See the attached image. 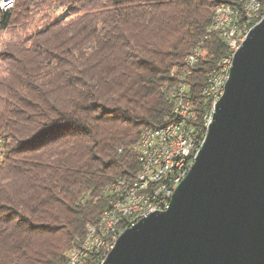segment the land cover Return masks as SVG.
<instances>
[{"label":"trees","instance_id":"1","mask_svg":"<svg viewBox=\"0 0 264 264\" xmlns=\"http://www.w3.org/2000/svg\"><path fill=\"white\" fill-rule=\"evenodd\" d=\"M245 2L15 0L0 12L12 35L0 51V264L66 263L110 207L108 188L140 172L144 131L176 119L167 93L192 47L204 51L185 73L203 125L208 73L229 52L208 32L214 13L237 6L242 23Z\"/></svg>","mask_w":264,"mask_h":264},{"label":"water","instance_id":"2","mask_svg":"<svg viewBox=\"0 0 264 264\" xmlns=\"http://www.w3.org/2000/svg\"><path fill=\"white\" fill-rule=\"evenodd\" d=\"M103 264H264V18L168 209L127 229Z\"/></svg>","mask_w":264,"mask_h":264},{"label":"bare ground","instance_id":"3","mask_svg":"<svg viewBox=\"0 0 264 264\" xmlns=\"http://www.w3.org/2000/svg\"><path fill=\"white\" fill-rule=\"evenodd\" d=\"M252 1L256 0L249 1L245 7V12L250 11ZM260 2L261 0L259 5L251 10L249 18L243 24L238 22L237 12L230 6L220 5L216 10L213 27L208 32L220 33L229 46L228 56L221 67L222 78L226 82L229 78L232 57H234L237 48L240 47L239 39H244L248 34L250 24L260 11ZM13 5L14 0H12ZM0 10L7 12L9 9L0 7ZM200 56V48H192L185 58L187 68L196 64ZM219 73L220 70L211 72L207 76L203 94L206 101L212 105V109L209 108L210 110L208 109L206 112L202 126L194 125L192 105H187V94L189 92L187 81L191 74H182L180 81L168 90V98L174 103L175 120L178 121L173 126L171 134L166 136L165 145H163V140H156L152 142L151 151H139V147H143L145 142L153 138L154 133H157V138H164V130L147 129L144 131L140 142L135 147L139 155L140 172L136 178H119L108 188L109 195L112 196L110 207L104 212L97 226L89 227L87 237L80 247L70 253L65 264H83L91 255H94L95 258L91 264H103L115 247L119 237L127 229L146 218L149 213H154V211L162 212L168 209L174 192L192 169L207 135L208 128L212 124L216 104H212L211 100H217L218 89V82L213 81L215 78H219ZM223 94L224 90H222V96ZM180 108H185L186 117H181ZM190 125H192L191 140L192 143H195V152L193 154L189 152ZM4 145L5 139L1 148V157ZM174 157L176 163H170V165L166 166V171H162L154 178L152 186L149 187V182H142L148 175V162L150 160L156 159V166L164 167L165 163ZM140 183L141 185L137 187ZM168 196H170L168 207H159V203L164 202ZM137 201H143V203H136Z\"/></svg>","mask_w":264,"mask_h":264},{"label":"built area","instance_id":"4","mask_svg":"<svg viewBox=\"0 0 264 264\" xmlns=\"http://www.w3.org/2000/svg\"><path fill=\"white\" fill-rule=\"evenodd\" d=\"M259 1L260 0L252 1L250 11L249 12H245L246 13V20L249 18V15H250L251 10H253V8H255V7H257L259 5ZM0 7H5L6 9H12V0H0ZM225 23H226V19H225ZM245 38L246 37H244V39H239L240 46H241L242 42L245 40ZM238 49L239 48H237V50ZM232 62H233V57H232ZM232 62H231V66H232ZM213 82H218L217 100H211V101H212V104H217V102L222 97V90H225V84H226V80H224L222 78V69H220L219 78H215V80ZM190 94H191V90H189V92L187 94V105H192L191 98H190ZM192 109H193V107H192ZM180 110H181V117H186L185 108H180ZM177 121L178 120H174L172 123L168 124L167 127L158 128V130H164V138H157V133H154L153 138H151L149 141L145 142V144L143 145V147H139V151H143V150H150L151 151L152 150V142L153 141H156V140H163V145H165V138H166V136L168 134H171V132L173 130V126L177 124ZM191 133H192V125H190V137H189L190 150H189V152L191 154H193L195 152V143H192ZM4 139H5V137H3V136L0 135V162L4 158V157H1V148H2V145H3ZM178 146H177V149H178ZM177 149H176V151H177ZM170 163H176L175 162V157L173 159H171V160H168L165 163V166L164 167H157L156 166V159L150 160L148 162V175H147L146 179L143 180L142 182H149V187L152 186L153 183H154V178L157 175H159L162 171H166V166L170 165ZM139 185H141V183L138 184L137 187ZM169 201H170V196H168V198L164 202L159 203V207H168V202ZM136 203H143V201H137ZM150 214H152V213H149L148 216Z\"/></svg>","mask_w":264,"mask_h":264},{"label":"rangeland","instance_id":"5","mask_svg":"<svg viewBox=\"0 0 264 264\" xmlns=\"http://www.w3.org/2000/svg\"><path fill=\"white\" fill-rule=\"evenodd\" d=\"M247 1H248V0H246V2H245V4H244V11H245V5H246ZM261 2H262V0H261ZM261 2H260V3H261ZM220 4H226V3H220ZM220 4H219V5H220ZM14 5H15V0H14ZM14 5L12 6V8L14 7ZM229 5H231V4H229ZM231 6H234V5H231ZM235 7L237 8L238 13H239L237 19H238V22H240V11H239V9H238L237 6H235ZM261 7H262V3H261ZM215 10H216V9H215ZM260 10H261V8H260ZM8 11H10V9H9ZM8 11H7V12H8ZM0 12H3V11L0 10ZM54 14H55L56 16L64 17V16L66 15V11L63 10L62 8H60V9L55 10V11H54ZM214 14H215V13H214ZM213 18H214V17H213ZM259 18H260V16L258 17V19H259ZM263 18H264V17H263ZM263 18H260L259 21H257L254 25H252L253 22H254V21H253V22L250 24V30H251L256 24H258ZM256 19H257V18H256ZM256 19H255V20H256ZM0 20H1V15H0ZM245 20H246V13H245V18H244V21H243V22H245ZM243 22H242V23L240 22V24H243ZM212 24H213V23H212ZM210 28H211V27H210ZM210 28H209V29H210ZM250 30H249V32H250ZM207 31H208V30H207ZM249 32H248V33H249ZM212 34H216V33H212ZM217 34L221 37V35H220L219 33H217ZM247 35H248V34H247ZM246 37H247V36H246ZM221 38H222V37H221ZM245 39H246V38H245ZM10 40H12V35H11V33L6 32V31H1V30H0V51L3 50V48L5 47V45H6ZM222 40H223V38H222ZM223 41H224V40H223ZM224 42H225V41H224ZM243 42H244V41H243ZM243 42H242V43H243ZM225 43H226V42H225ZM226 45H227V44H226ZM241 45H242V44H241ZM227 46H228V45H227ZM200 47H201V46H200ZM240 47H241V46H240ZM240 47H239V48H240ZM192 48H193V47H192ZM190 50H191V49H190ZM190 50L188 51V53L190 52ZM201 50H202V47H201ZM238 50H239V49H238ZM238 50H237V51H238ZM237 51H236V52H237ZM236 52H235V53H236ZM188 53H187V54H188ZM187 54H186V56H187ZM202 55H204V51H203V50L201 51V56H202ZM186 56H185V57H186ZM201 56H200V57H201ZM234 56H235V54H234ZM233 59H234V57H233ZM184 66H185V68L180 72L181 74H185V73L188 71V68H187V66L185 65V58H184ZM221 66H222V64H221ZM231 67H232V66H231ZM215 70H218V69H215ZM211 71H214V70H211ZM211 71H210V72H211ZM210 72H209V73H210ZM174 73H176V70L174 71ZM209 73H208V74H209ZM191 74H192V73H191ZM76 247H77V246H76ZM76 247H74L73 249H71V250H69V251L66 252V253L68 254V256L70 255V253H72V252L75 250Z\"/></svg>","mask_w":264,"mask_h":264}]
</instances>
